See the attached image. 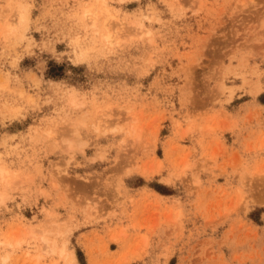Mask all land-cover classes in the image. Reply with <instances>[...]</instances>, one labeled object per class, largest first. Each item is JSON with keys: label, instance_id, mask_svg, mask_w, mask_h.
I'll use <instances>...</instances> for the list:
<instances>
[{"label": "rangeland", "instance_id": "rangeland-1", "mask_svg": "<svg viewBox=\"0 0 264 264\" xmlns=\"http://www.w3.org/2000/svg\"><path fill=\"white\" fill-rule=\"evenodd\" d=\"M102 1L0 0V264H264V0Z\"/></svg>", "mask_w": 264, "mask_h": 264}, {"label": "bare ground", "instance_id": "bare-ground-1", "mask_svg": "<svg viewBox=\"0 0 264 264\" xmlns=\"http://www.w3.org/2000/svg\"><path fill=\"white\" fill-rule=\"evenodd\" d=\"M103 1H105V0H103ZM102 1V2H103ZM107 2V1H106ZM101 5H103V4H101ZM92 8V7H91ZM102 9V12L100 13V14H106V13H109V12H107L108 10L107 9H105L106 7H101ZM86 9V8H85ZM99 10H100V8H99ZM106 12V13H105ZM84 13V19L87 21V20H91V25L92 26H96L97 25V13L95 14V12L93 13L92 12V10L90 9V7L88 8V9H86L85 10V12H83ZM98 13H99V11H98ZM109 15V14H108ZM108 15H106V16H108ZM106 16H105V18H106ZM110 16V15H109ZM23 17V16H22ZM110 18H111V16H110ZM24 19V18H23ZM109 18H107V21H109L108 20ZM105 19H104V23H105ZM107 24V23H106ZM111 24V23H110ZM105 26V25H104ZM140 26H142V25H140ZM106 27V26H105ZM105 29V28H104ZM106 31H108V30H106ZM104 32V31H103ZM103 37H104V39L105 40H109L110 41V39H112V36H113V34H110L109 32H106V33H104V35H102ZM261 201V200H260ZM264 203V202H263ZM47 239V238H46ZM54 241V240H53ZM54 243V242H53ZM56 243V242H55ZM56 246V245H55ZM64 246V245H63ZM53 248V247H52ZM63 249H64V247H63ZM65 250V249H64ZM62 254V253H61ZM72 256V255H71ZM8 259H9V257L7 256V257H3V260H4V262H8Z\"/></svg>", "mask_w": 264, "mask_h": 264}]
</instances>
